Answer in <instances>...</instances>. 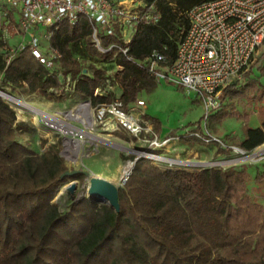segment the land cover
Listing matches in <instances>:
<instances>
[{
  "label": "trees",
  "instance_id": "trees-1",
  "mask_svg": "<svg viewBox=\"0 0 264 264\" xmlns=\"http://www.w3.org/2000/svg\"><path fill=\"white\" fill-rule=\"evenodd\" d=\"M141 1L153 5L160 19L138 25L127 55L116 48L103 54L94 47L86 18L77 25L64 21L51 29V45L62 53L61 69L79 78L72 95L29 49L9 64L0 52V85L53 102L73 97L75 102L90 99L93 105L110 102L117 96L111 91L95 96L109 68L85 64L89 57H100L120 67L112 83L128 108L141 92H151L159 83L137 62L160 51L172 63L190 27L188 12L212 0ZM102 42L108 46L120 41L103 37ZM3 45L0 36V49ZM263 58L264 51L258 61ZM259 70L264 74V66ZM245 81L225 88L231 104L211 117L208 128L220 134L217 125L224 119H242L244 136H226V143L251 151L264 143V86L254 78L253 67ZM242 100L258 106L261 126L248 125L249 114L237 107ZM151 121L160 134L159 125ZM197 130L203 132L201 126ZM37 133L30 121L18 120L17 110L0 97V264H264V204L251 196L248 168L255 166V182L264 183V162L189 170L162 168L140 158L120 189L119 213L87 197L62 212L53 203L58 192L72 180L83 183L86 175L62 178L75 168L62 155L61 141L42 139L41 150L30 144ZM195 142L204 143L196 137L183 139L187 145Z\"/></svg>",
  "mask_w": 264,
  "mask_h": 264
},
{
  "label": "built area",
  "instance_id": "built-area-1",
  "mask_svg": "<svg viewBox=\"0 0 264 264\" xmlns=\"http://www.w3.org/2000/svg\"><path fill=\"white\" fill-rule=\"evenodd\" d=\"M188 16L190 27L179 43L172 63H168L167 56L160 51H154L137 63L158 81L176 85L201 101L205 120L200 125L203 132L195 127L183 135L162 138L153 122L145 117L146 102L140 98L128 108L119 96L96 105L90 99H84L69 110L52 113L25 100V105L19 104L11 99L18 97L6 90L11 95L5 94L1 98L12 106L14 103L43 112L34 114L43 117V126L57 129L64 135L61 153L71 163L85 138L101 139L92 132L97 126H102L105 131L124 130L132 134L143 146L141 158L157 165L165 164L168 168L226 170L263 162L264 143L251 151L229 145L209 131L208 121L222 108L225 88L234 81L245 82L247 72L264 45V0H212L192 8ZM82 18L89 21L93 46L101 53L116 48L127 55L138 25L156 24L160 14L153 5H146L141 0H0V36L4 41L0 52L5 54L9 64L17 54L29 49L49 75L62 81L64 92L72 95L79 78L61 69L62 53L51 45V29L64 21L77 25ZM103 37H116L122 43L113 42L107 46L102 42ZM115 77L108 73L95 96H106L109 88L114 86ZM14 108L19 116L20 108ZM60 121L63 125H59ZM191 137L206 144L219 143L223 151L212 159H184L162 154L172 142ZM92 144L97 146V143ZM130 163L133 165V160ZM127 173H124L123 181L128 179Z\"/></svg>",
  "mask_w": 264,
  "mask_h": 264
},
{
  "label": "rangeland",
  "instance_id": "rangeland-1",
  "mask_svg": "<svg viewBox=\"0 0 264 264\" xmlns=\"http://www.w3.org/2000/svg\"><path fill=\"white\" fill-rule=\"evenodd\" d=\"M43 30L44 28H42V31ZM16 38L18 37H15L14 39ZM263 51L264 45L261 47L258 55H256L252 67L254 78L264 86V74L259 70L260 66H264V58L260 60L261 62L258 61V56ZM90 63L109 68V74L111 77L116 76V73L119 70L118 66L113 64V62L105 61L100 57L87 58L85 64ZM158 82V85L153 91L141 92L140 99H143L146 102V107L144 108L146 114L145 117L150 120L152 119L159 125L160 133H164V135H183L186 130H192L194 127L198 128L205 121L203 120L204 110L202 104L196 100L194 94L188 93V91L165 81ZM0 87L14 94L18 98L31 103L34 107L51 113L56 110H69L80 101L77 99L75 102L74 97L62 102L47 101L40 95L22 93L20 89H11L10 87L4 88L1 85ZM109 89L111 92L119 96L118 94L120 91L116 85H114L112 89ZM13 106L20 108V111H18V120L25 119L37 127V138L33 142V145L36 148L41 149L40 144L42 139H48L52 142L63 140L64 135L61 134L59 130L47 128L42 125V121H44L42 116L35 115L34 112L28 108L25 109V107H20L17 104L13 103ZM237 107L241 113H254L253 107L250 106L246 100L238 101ZM217 127L219 132L224 135L230 134L232 131L242 132L244 121L235 116H231L224 119L222 123L217 125ZM120 131L124 132L125 135L123 137L117 136L116 133L112 131H105L102 126H97L96 130L92 132L99 136L101 141H93L92 138L87 137L84 139V142L79 145V149L75 152L76 157L72 159V163L69 161H67V163L72 168L88 171L90 176L86 177L83 183H80L78 180H72L62 187L53 201L54 204L58 205L60 211L63 212L68 209L70 204L78 198L88 196V186L91 177L97 176L104 178L116 185H120L123 182L124 169L129 166L128 163L132 161L131 159H128L127 156L134 155L130 150L124 148L142 149L143 146L140 141L133 137L132 134H129L124 130ZM92 142L97 143V146L93 145ZM183 145V143L178 141L172 142L170 147L162 151V154L170 157L194 159L192 156H189L190 153H188V151L190 148L184 147ZM245 165L249 166L251 164ZM159 166L162 168L166 167L165 164H160ZM248 168L252 179L251 196L253 199L264 204V183L257 184L255 182L257 171L255 166H250ZM187 169L194 170L199 168L188 167ZM73 182L76 184V190L74 192L68 189L69 184H72Z\"/></svg>",
  "mask_w": 264,
  "mask_h": 264
},
{
  "label": "water",
  "instance_id": "water-1",
  "mask_svg": "<svg viewBox=\"0 0 264 264\" xmlns=\"http://www.w3.org/2000/svg\"><path fill=\"white\" fill-rule=\"evenodd\" d=\"M84 73H87V69H84ZM0 97L4 96L5 94L11 95L9 92H6L3 88L0 87ZM144 151L142 149H131L130 152L135 155V159L133 160L132 168L129 170L127 174H131L136 162L142 157L140 152ZM84 173L86 177L90 176V173L86 170L82 169H73V170H67L63 175L64 177H72L77 174ZM90 184L88 186V196L87 198L95 202L97 204H107L111 208H113L117 213L121 211V204L119 200V192L120 189L124 186L125 182L124 180L120 185H116L104 178H100L97 176L90 178ZM68 189H70L72 192L76 190V184L73 182L72 184H69Z\"/></svg>",
  "mask_w": 264,
  "mask_h": 264
},
{
  "label": "crops",
  "instance_id": "crops-1",
  "mask_svg": "<svg viewBox=\"0 0 264 264\" xmlns=\"http://www.w3.org/2000/svg\"><path fill=\"white\" fill-rule=\"evenodd\" d=\"M239 84H243L244 85V84H246V81L243 82V83H239ZM120 93L121 92H119L118 95H120ZM196 100L199 103H201V101L197 97H196ZM228 104H231V100H230L229 97L226 96L225 90H224L223 95H222V107L226 106ZM202 107H203V105H202ZM252 107H253V110H254L253 114L252 113H243V114H249L248 125L251 126V127L256 128V127L261 126V117H260V114L258 112V106H252ZM217 112H214L213 115H215ZM210 120H211V118L209 119V121ZM244 126H245V123H244ZM36 129H37V127H36ZM194 129H195V127L192 128V130H194ZM208 129H209V131L212 134H214L215 136L219 137L221 140H224V142H228L227 139H226V136H232V137H238V138H242L244 136V128H243L242 132L241 131L240 132L232 131L230 134H227V135H224L222 133L217 134V133H215L213 131V129H211V128H208ZM172 134H174V133H172ZM160 135L162 136V138H165L167 136H171V134L164 135V133H160ZM176 135H178V134H176ZM25 139L27 140L26 137H24V140ZM181 143H183V140L181 141ZM30 144H33V142H31ZM183 144H184L183 145L184 147H189L190 148V150L188 151V153H190L189 156H192L194 159H212V158H215L219 154L222 153V151L221 152L219 151V146H218L217 143L206 144V143H202V142H195V144H193V145H187L185 143H183Z\"/></svg>",
  "mask_w": 264,
  "mask_h": 264
},
{
  "label": "bare ground",
  "instance_id": "bare-ground-1",
  "mask_svg": "<svg viewBox=\"0 0 264 264\" xmlns=\"http://www.w3.org/2000/svg\"><path fill=\"white\" fill-rule=\"evenodd\" d=\"M0 90H2V89H0ZM11 99H13L14 101H16L17 103H19V104H22V105H25V102L22 100V99H20V98H15V97H11ZM28 106V105H27ZM30 108V110H32L34 113H37V112H39V113H43V112H41V111H39V110H37V109H34L33 107H29ZM33 108V109H32ZM26 109V108H25ZM34 116V115H33ZM47 117V116H46ZM48 117H50V116H48ZM51 118V117H50ZM35 119V118H34ZM59 125H63V123L60 121L59 122ZM101 141V140H100ZM123 148V147H122ZM124 149H126V150H131V149H128V148H124ZM128 165L129 166H127L125 169H124V173L125 172H129V170L132 168V163H128ZM123 173V174H124Z\"/></svg>",
  "mask_w": 264,
  "mask_h": 264
}]
</instances>
